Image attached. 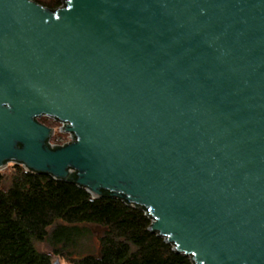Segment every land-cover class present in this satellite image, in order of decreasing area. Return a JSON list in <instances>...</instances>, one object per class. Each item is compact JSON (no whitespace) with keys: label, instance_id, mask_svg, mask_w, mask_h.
Here are the masks:
<instances>
[{"label":"water","instance_id":"95a60500","mask_svg":"<svg viewBox=\"0 0 264 264\" xmlns=\"http://www.w3.org/2000/svg\"><path fill=\"white\" fill-rule=\"evenodd\" d=\"M62 1L0 0V171L141 207L195 264H264V0Z\"/></svg>","mask_w":264,"mask_h":264},{"label":"trees","instance_id":"16d2710c","mask_svg":"<svg viewBox=\"0 0 264 264\" xmlns=\"http://www.w3.org/2000/svg\"><path fill=\"white\" fill-rule=\"evenodd\" d=\"M34 1L50 9L64 4ZM151 223L144 209L108 192L93 198L73 181L18 163L0 171V264H54L39 242L70 264H195L151 231Z\"/></svg>","mask_w":264,"mask_h":264},{"label":"rangeland","instance_id":"374dc122","mask_svg":"<svg viewBox=\"0 0 264 264\" xmlns=\"http://www.w3.org/2000/svg\"><path fill=\"white\" fill-rule=\"evenodd\" d=\"M43 120H44L47 124H49L50 126H52V127H54V128L56 129V134H55L56 137L58 136V137L60 138V136H61V137H63V138H67V136H66L65 134H63V133H61V132L59 131L60 126H61L60 123L55 122V121L51 120V119L48 118V117H43ZM14 164H15L14 162H9L8 165H7V167H6L5 169L1 170V171H9V170L11 169V167H12ZM38 247L40 248V250L45 251V252L51 254L52 257H53V261H54V263H55L56 261H59L60 264H70V263L67 262L66 260H64V259H62V258L56 256L55 254H53V252L51 251V249H50L45 243H43V242H39V243H38Z\"/></svg>","mask_w":264,"mask_h":264},{"label":"built area","instance_id":"2783aa9c","mask_svg":"<svg viewBox=\"0 0 264 264\" xmlns=\"http://www.w3.org/2000/svg\"><path fill=\"white\" fill-rule=\"evenodd\" d=\"M43 117H48V116H43ZM48 118H50L51 120H53V121H55V122L60 123L61 126H60L59 131L67 136V138H63V137H62L61 142H56V141H54L53 138H54V136H55V134H56V129L53 127V128H54V134H53L52 138H51L50 141H49V143H50L52 146L64 145L65 143H68V142H70V141L73 140L72 134H71L70 132L63 131V128H64V126H65V123H64V122L56 121V120L52 119L51 117H48ZM50 127H52V126H50Z\"/></svg>","mask_w":264,"mask_h":264}]
</instances>
